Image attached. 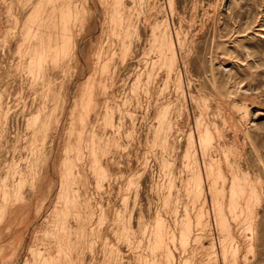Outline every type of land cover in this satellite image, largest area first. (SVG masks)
I'll list each match as a JSON object with an SVG mask.
<instances>
[{"label": "rangeland", "instance_id": "1", "mask_svg": "<svg viewBox=\"0 0 264 264\" xmlns=\"http://www.w3.org/2000/svg\"><path fill=\"white\" fill-rule=\"evenodd\" d=\"M0 264H264V0H0Z\"/></svg>", "mask_w": 264, "mask_h": 264}]
</instances>
